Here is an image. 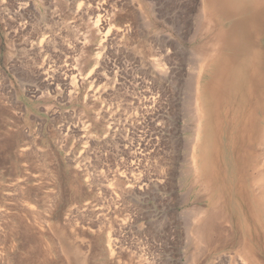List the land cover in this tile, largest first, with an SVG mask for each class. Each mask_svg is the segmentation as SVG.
Returning <instances> with one entry per match:
<instances>
[{
    "label": "rangeland",
    "instance_id": "rangeland-1",
    "mask_svg": "<svg viewBox=\"0 0 264 264\" xmlns=\"http://www.w3.org/2000/svg\"><path fill=\"white\" fill-rule=\"evenodd\" d=\"M202 13V0H0V264H241V181L264 246V91L245 102L247 78L226 99L212 183L187 155L205 134L191 115ZM249 106L241 132L228 122ZM214 209L237 221L210 238Z\"/></svg>",
    "mask_w": 264,
    "mask_h": 264
},
{
    "label": "bare ground",
    "instance_id": "bare-ground-1",
    "mask_svg": "<svg viewBox=\"0 0 264 264\" xmlns=\"http://www.w3.org/2000/svg\"><path fill=\"white\" fill-rule=\"evenodd\" d=\"M202 3L203 15H200V27H198L200 28V34L203 40L200 48L201 59L199 71L197 72L198 96L196 100L193 98L195 105L192 104V106H194L191 109V115H193V122L198 124L199 131L200 128H202V130L204 129L205 134L203 135L204 140L201 142V144L203 143V147L200 156L194 154L196 146H198V139L196 138L194 146L190 149L191 152L189 154L187 153V155H190L189 159L192 166H197L196 168L198 171L203 172L202 174L206 177L205 179H208L212 183L214 181L213 171L216 169V161L218 162L214 156L213 146L216 144V139L221 132V125L228 121L227 114L230 112L228 108L229 106L226 104V99L229 102L236 100L238 95H240L239 93H241L243 89L240 86L247 78L249 95H245V97H243L244 101L252 102L251 100L255 93H258V95L260 94V96L263 95L264 0H202ZM242 64L245 66V70H242ZM210 71L213 72L214 75L211 73L210 76ZM250 108L251 106L245 109L243 113L239 114L236 119L237 122L235 120H229L228 123H234L235 127L238 126L241 128V132H243L242 128L245 129V127L249 126L248 117L252 114V108ZM198 129L196 131L197 137L199 134ZM236 145L237 140L234 138L233 146ZM131 155L134 156L133 153H131L130 156ZM240 174L243 175L241 171ZM263 178L264 172H262L260 180ZM235 187H237L235 188V193L237 190L235 195L238 197L240 205L239 211H243L241 215L243 217L244 214L246 219L244 231V234L246 235L244 239L242 238L243 242H241V245L244 246H241L238 241V247L244 253V258L240 256V261L242 262L241 264H263L261 261L263 256L261 254L264 253V246L259 243V234L256 229H251L249 228L250 226H247V223H251V220L254 218V216L250 213L251 197H249L248 194V191L251 189L246 187V184L244 186L242 181L241 184L238 183L237 186L235 184ZM217 188L221 189V186H217ZM200 211L203 212V208ZM200 211L194 214L192 211L190 212V219H193V221L190 220V222H194L198 219V216H201L199 215L201 213ZM225 218L230 219L234 224H236L237 218H232L230 212L228 215L221 209H214L212 213H208L204 219L201 218V223L203 222L204 224L203 227L201 226L202 231L204 233L212 234V236L210 235V238L214 237L213 234L216 233L215 230L217 229L215 225L216 221ZM235 227L237 228V226H234V228ZM191 232H193V230ZM214 235L216 236V234ZM112 240L110 239L108 241L110 248L113 247L111 246ZM261 250H263V252H261Z\"/></svg>",
    "mask_w": 264,
    "mask_h": 264
}]
</instances>
